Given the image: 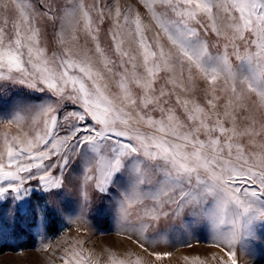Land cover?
Segmentation results:
<instances>
[{
    "label": "snow or ice",
    "instance_id": "1",
    "mask_svg": "<svg viewBox=\"0 0 264 264\" xmlns=\"http://www.w3.org/2000/svg\"><path fill=\"white\" fill-rule=\"evenodd\" d=\"M140 3L17 0L14 33L0 28V124L16 129L0 141V202L36 190L55 210L59 193L75 195L67 216L87 225L93 199L109 198L118 232L155 261L172 254L161 242L191 247L203 230L220 264L252 262L264 241V0ZM111 264L146 262L126 252Z\"/></svg>",
    "mask_w": 264,
    "mask_h": 264
},
{
    "label": "rangeland",
    "instance_id": "2",
    "mask_svg": "<svg viewBox=\"0 0 264 264\" xmlns=\"http://www.w3.org/2000/svg\"><path fill=\"white\" fill-rule=\"evenodd\" d=\"M17 0H0V28L9 34L14 33V25L20 21L16 8ZM35 2V0H33ZM87 4L96 3V0H85ZM119 5L121 9L131 7L133 11L144 12L140 0H98L97 7L108 6L114 11ZM148 18L145 14V22ZM110 21L101 27L100 41L102 47L108 49L111 45L108 36ZM43 28V25H41ZM149 38L152 31H148ZM128 37H125V49H129ZM44 43L51 51L54 44L53 30L48 28ZM83 44V38L80 41ZM88 47H93L89 43ZM132 54H135V45H131ZM215 50V49H214ZM233 64L237 61L232 60ZM101 67V65H98ZM14 95H20L27 100L38 102L42 94L27 89L16 88ZM201 103H203L201 94ZM15 134L16 129L7 123L0 124V141L3 133ZM48 197L34 190L31 196L21 202H14L11 197L0 202V245L6 243L13 248L0 253V264H63L65 249L83 252L87 257V264H111L113 258H121L126 252H135L147 264H220V260H227L220 249L213 246L207 231L198 230L188 237L191 247H172L161 242L157 250L170 251L172 254L160 261H155L141 253L135 244L120 234L113 221L112 205L109 198H94L93 207L87 211L88 224L72 222L69 214H75L79 208L75 195L59 193L56 209L45 207ZM15 208V211L13 209ZM50 222L56 224L50 230ZM31 236L33 243L27 247L24 241ZM199 239V242H197ZM28 243V242H27ZM136 257H133L135 259ZM241 264H264V241L258 242L256 255L252 262L238 253Z\"/></svg>",
    "mask_w": 264,
    "mask_h": 264
},
{
    "label": "trees",
    "instance_id": "3",
    "mask_svg": "<svg viewBox=\"0 0 264 264\" xmlns=\"http://www.w3.org/2000/svg\"><path fill=\"white\" fill-rule=\"evenodd\" d=\"M50 224H51V225H50L49 229H50V230L55 229L56 224L53 223V222H50ZM27 242H28V243H27ZM23 243H24V245L27 246V247L31 246L32 243H33V239H32V237L29 236L28 239H27L26 241H24ZM9 248L12 249L13 247L10 246V245H7L6 243L1 244V245H0V253H3V252H5V251L9 250Z\"/></svg>",
    "mask_w": 264,
    "mask_h": 264
}]
</instances>
